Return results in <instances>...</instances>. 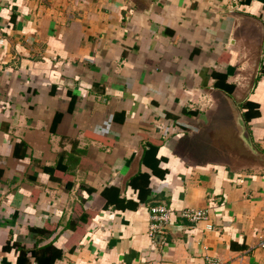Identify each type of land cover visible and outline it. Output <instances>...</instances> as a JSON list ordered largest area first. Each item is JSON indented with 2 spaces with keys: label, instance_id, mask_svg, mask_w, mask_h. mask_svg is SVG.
I'll return each instance as SVG.
<instances>
[{
  "label": "crops",
  "instance_id": "obj_1",
  "mask_svg": "<svg viewBox=\"0 0 264 264\" xmlns=\"http://www.w3.org/2000/svg\"><path fill=\"white\" fill-rule=\"evenodd\" d=\"M262 66L264 0H0V264H264ZM245 101L240 169L203 139Z\"/></svg>",
  "mask_w": 264,
  "mask_h": 264
},
{
  "label": "trees",
  "instance_id": "obj_2",
  "mask_svg": "<svg viewBox=\"0 0 264 264\" xmlns=\"http://www.w3.org/2000/svg\"><path fill=\"white\" fill-rule=\"evenodd\" d=\"M261 76L264 77V66L261 68ZM215 86L216 88L224 91L226 94L230 95L234 91V86L226 82L225 75L214 73ZM242 111V119L245 123L252 121L260 116L259 105L251 101H245L239 106ZM27 253V252H26ZM31 256L35 259V264H54L58 259L62 258V251L48 245L42 249H35L30 251ZM26 254L19 257L17 264H27Z\"/></svg>",
  "mask_w": 264,
  "mask_h": 264
},
{
  "label": "built area",
  "instance_id": "obj_3",
  "mask_svg": "<svg viewBox=\"0 0 264 264\" xmlns=\"http://www.w3.org/2000/svg\"><path fill=\"white\" fill-rule=\"evenodd\" d=\"M170 214V210L164 205H157L150 209L151 224L149 226V235L154 246L164 244L165 235L169 230ZM179 216L190 223H198L208 219V212L204 209H185L181 211ZM259 247L264 249V236L259 243ZM208 264L217 263L209 259Z\"/></svg>",
  "mask_w": 264,
  "mask_h": 264
},
{
  "label": "rangeland",
  "instance_id": "obj_4",
  "mask_svg": "<svg viewBox=\"0 0 264 264\" xmlns=\"http://www.w3.org/2000/svg\"><path fill=\"white\" fill-rule=\"evenodd\" d=\"M222 122L224 126L227 125V122H225L224 120ZM213 128H215L214 125H213ZM230 132L231 131H228V130L227 131L224 130V132L216 131L213 134L211 132L205 137L206 139H203L204 144L206 145V141H207L208 142L207 145L209 147H212L213 149L214 147L218 148L219 145H221L223 147L222 156H224L225 161L231 162L234 168L241 169L245 166H248V164H251L253 162H260L259 158H254V160H252V158L249 155L243 152L239 148V145L233 140L231 136L232 134ZM223 133L224 135H222ZM208 156H211V154L208 153Z\"/></svg>",
  "mask_w": 264,
  "mask_h": 264
},
{
  "label": "water",
  "instance_id": "obj_5",
  "mask_svg": "<svg viewBox=\"0 0 264 264\" xmlns=\"http://www.w3.org/2000/svg\"><path fill=\"white\" fill-rule=\"evenodd\" d=\"M238 127H239V129H240V133H239V137H240V139H241V141H242V143H244L243 145L244 146H242L241 145V143L238 141V143L234 140V138H233V140L239 145V148L243 151V152H245L247 155H249L250 157H253V153H254V150H253V147H252V144H251V141H250V138H249V136H248V134H247V132L244 130V122H243V119H242V117H238V121H237V124H236ZM244 147V148H243ZM250 151H252V153L250 152ZM255 156V155H254ZM253 158H258V157H253ZM260 159V158H259Z\"/></svg>",
  "mask_w": 264,
  "mask_h": 264
}]
</instances>
